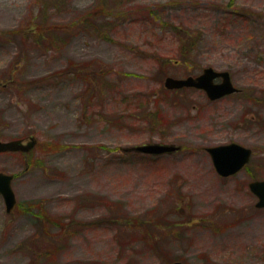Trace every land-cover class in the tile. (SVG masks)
I'll return each mask as SVG.
<instances>
[{
	"label": "rangeland",
	"instance_id": "1",
	"mask_svg": "<svg viewBox=\"0 0 264 264\" xmlns=\"http://www.w3.org/2000/svg\"><path fill=\"white\" fill-rule=\"evenodd\" d=\"M0 0V264H264V0ZM203 35L191 58L173 26ZM229 70L212 101L165 79ZM252 147L220 176L204 147ZM184 145L147 155L125 147Z\"/></svg>",
	"mask_w": 264,
	"mask_h": 264
},
{
	"label": "water",
	"instance_id": "2",
	"mask_svg": "<svg viewBox=\"0 0 264 264\" xmlns=\"http://www.w3.org/2000/svg\"><path fill=\"white\" fill-rule=\"evenodd\" d=\"M217 78H221L220 82H216ZM165 86L169 89H177L183 87H195L204 89L211 99H218L227 94L234 93L239 90L234 85L231 74L228 70H217L213 66H208L198 75H189L187 77L167 76ZM36 144V138L30 137L25 142L21 138L8 141L0 140V152L6 151H24L27 152ZM181 146L168 143H146L125 150H135L151 154L171 153L180 149ZM211 154L214 166L217 172L222 176H229L239 171L250 159L252 149L243 146L237 142L228 144H220L207 147ZM13 175L6 172H0V193L3 195L6 208L10 211L16 204L17 198L12 186ZM251 190L257 195V207H264V180H254L250 183ZM172 264H185L181 261H175Z\"/></svg>",
	"mask_w": 264,
	"mask_h": 264
},
{
	"label": "trees",
	"instance_id": "3",
	"mask_svg": "<svg viewBox=\"0 0 264 264\" xmlns=\"http://www.w3.org/2000/svg\"><path fill=\"white\" fill-rule=\"evenodd\" d=\"M234 2V0H230V5H233ZM173 30L181 42L180 47L182 51L180 54L183 56L184 60H189L191 58V52L198 48V44L202 39L203 33L200 30L196 32L182 28L178 25H174Z\"/></svg>",
	"mask_w": 264,
	"mask_h": 264
},
{
	"label": "flooded vegetation",
	"instance_id": "4",
	"mask_svg": "<svg viewBox=\"0 0 264 264\" xmlns=\"http://www.w3.org/2000/svg\"><path fill=\"white\" fill-rule=\"evenodd\" d=\"M218 80V79H217ZM219 81V80H218ZM179 90V89H178ZM239 92H241V91H239ZM225 97V96H224ZM223 98V97H222ZM221 99V98H220ZM216 100H218V99H216ZM212 101H215V100H212ZM230 142H232V141H230ZM227 143H229V142H227ZM183 146L184 145H182V148H183ZM207 147H209V146H206V147H204V149H206L207 150ZM251 149H252V153H251V157H250V160L248 161V163L241 169V170H243V169H249V164H250V162H251V160H252V156H253V154H254V150H253V148L252 147H250ZM240 170V171H241ZM239 171V172H240ZM238 172V173H239ZM237 174V173H236ZM233 176V175H232ZM254 180H256V179H254ZM253 180H251L250 182H249V184H248V186L250 185V183L252 182Z\"/></svg>",
	"mask_w": 264,
	"mask_h": 264
}]
</instances>
